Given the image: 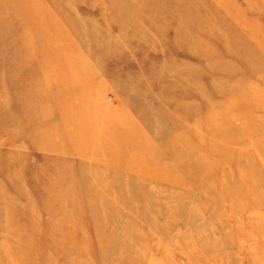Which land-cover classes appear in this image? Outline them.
<instances>
[{
    "label": "rangeland",
    "instance_id": "374dc122",
    "mask_svg": "<svg viewBox=\"0 0 264 264\" xmlns=\"http://www.w3.org/2000/svg\"><path fill=\"white\" fill-rule=\"evenodd\" d=\"M0 264H264V0H0Z\"/></svg>",
    "mask_w": 264,
    "mask_h": 264
},
{
    "label": "bare ground",
    "instance_id": "6f19581e",
    "mask_svg": "<svg viewBox=\"0 0 264 264\" xmlns=\"http://www.w3.org/2000/svg\"><path fill=\"white\" fill-rule=\"evenodd\" d=\"M45 105V104H44Z\"/></svg>",
    "mask_w": 264,
    "mask_h": 264
}]
</instances>
